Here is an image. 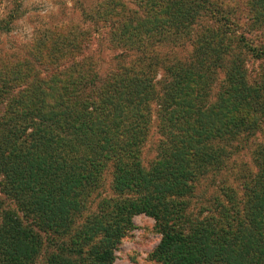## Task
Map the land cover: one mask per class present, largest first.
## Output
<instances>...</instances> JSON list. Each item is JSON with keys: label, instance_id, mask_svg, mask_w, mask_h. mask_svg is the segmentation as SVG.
Wrapping results in <instances>:
<instances>
[{"label": "trees", "instance_id": "trees-1", "mask_svg": "<svg viewBox=\"0 0 264 264\" xmlns=\"http://www.w3.org/2000/svg\"><path fill=\"white\" fill-rule=\"evenodd\" d=\"M160 1H169L173 9L187 3ZM225 17L210 26L214 38L190 44L188 56L168 66L171 81L164 85L157 110L163 137L148 171L139 154L148 140L155 89L137 78L143 80L153 60H160L155 46L143 42L139 63H129L122 51L119 67L102 81L97 72L90 74L89 65L95 63L88 52L90 32L60 29L45 43L49 50H64L56 55L54 69L71 67L75 76L64 82L63 108L57 111L45 110L51 102L41 107L36 93L27 89L17 92L16 99L14 93L9 96L27 76L17 71L11 82L8 70L0 69V191L17 206L16 214L4 210L0 201V264H39L40 256L46 259L42 264H112L116 244L141 212L153 216L162 233L151 253L162 264H264V148L253 159L256 170L236 175L242 179L239 187L228 183L234 172L229 160L241 149L233 143V128L258 129V118L251 121L247 114L260 112L264 120V79L260 88L243 91L242 104L247 106L239 109L231 100L236 84L247 85L245 56L252 52L264 61V38L239 32L231 26L234 18ZM160 63L164 66L166 60ZM219 70L225 73L221 83ZM101 85L112 86L119 95L129 91L119 101L113 95L96 99L91 108L88 96L95 88L101 91ZM214 87L220 89L219 99L208 103ZM18 95L32 98V104ZM53 127L66 137H47L44 132ZM108 171L118 194L104 196L90 210V198ZM220 176L225 199L216 198L202 210V218L191 215L197 185Z\"/></svg>", "mask_w": 264, "mask_h": 264}, {"label": "rangeland", "instance_id": "rangeland-1", "mask_svg": "<svg viewBox=\"0 0 264 264\" xmlns=\"http://www.w3.org/2000/svg\"><path fill=\"white\" fill-rule=\"evenodd\" d=\"M184 1L187 3L182 2L173 9L169 1L160 3V0H0V21L4 26L0 28V69L8 70L11 82L18 72H24L27 76V82L17 85L10 91L9 96L14 93L13 97L16 99L17 92L27 89L32 95L36 93L38 99L35 101L41 107H44V103L51 102L52 106L46 105L45 110L50 108L57 111L58 108H63L60 106V99L62 94L66 95L64 82L75 74L71 67L63 72L54 69L57 62L56 55L61 56L64 50H60V53L57 50H49L45 43V40L57 35L60 29L71 34H78L81 31L90 32L92 38L88 52L95 60V63L89 65L92 70L90 74L97 72L102 81L108 78L111 69L113 70L115 66L119 67L120 60L117 55L122 51L128 53L129 63L136 61L139 63L144 54L138 48L143 42L151 47L155 46V50L161 52L160 60H153L150 74L144 72L146 77H143V80L140 76L137 78L155 89L150 103L152 120L148 140L143 146L142 156L139 154L141 165L145 171H148L151 163L157 159L160 140L163 137V132L159 130L162 121L157 110L159 103H163L161 95L166 90L164 85L171 81L172 72L167 70L168 66L172 62H177V58H186L192 50L190 44L197 45L202 38H214L210 26L216 24L217 19L221 17L226 16V19L229 14L231 21L234 18L231 23L232 28L248 34L249 37L258 34L255 39L259 35L262 36L260 38H264V1L256 5H253L252 1L257 0ZM187 9L189 12L185 15L184 11ZM183 42L186 45H183ZM161 58L166 60L164 66L160 63ZM245 59L247 85L241 87L236 84V90L231 91L233 105L237 104L239 109L240 106H247L242 104L243 91L246 92L256 86L260 88L263 86L260 81L264 79V61L253 57L252 52L247 54ZM81 69L86 70L87 73L89 71L85 67ZM51 74L56 75L51 76ZM224 75L225 73L219 70V83ZM134 87L139 86L134 85ZM100 88L101 91L95 88L88 96L90 101L86 103H90L91 108V102L96 99L104 101L106 96L113 95L116 101H119L120 96L126 98V93L129 91L126 90L119 95L112 86L101 85ZM63 90L65 93H62ZM219 90L214 87L210 98L207 99L208 103H214L219 99ZM158 94H160L159 99H157ZM24 97L26 96L18 95L20 100ZM26 101H31L32 104L33 99L26 97ZM243 108L251 111L249 107ZM42 112L44 111L41 110L40 113ZM38 114L35 117L40 121L42 118ZM261 114L255 113V117L247 114L253 118L251 121L258 118L255 121L258 129L242 130L238 125L231 132V136L235 138L234 145L239 144L241 147L229 160L231 170L234 172L230 173L228 183L235 187H239V183L242 182V179H236L239 171L257 169L254 167L253 159L257 158V150L264 148V120H260ZM55 129L53 127V130L44 133L55 141L60 137H66V134ZM113 179L112 171H108L90 198L88 203L90 210H93L104 196L118 194L113 186ZM220 182L221 176L216 179L209 177L205 182L197 185L195 193L191 195L192 204L189 207L191 215H200L202 210L209 208L216 198L225 199L220 190ZM0 201L4 210L17 212L16 204L2 191H0ZM203 213L200 215L201 218ZM18 215L21 217L22 212H18ZM22 219L24 221V218ZM132 221L133 227L115 246V259L112 264H162L151 257L162 237L156 219L141 212L135 214ZM83 222V219L78 220L79 225ZM57 238L58 243H61V236ZM38 262L45 263L46 259L40 256Z\"/></svg>", "mask_w": 264, "mask_h": 264}]
</instances>
